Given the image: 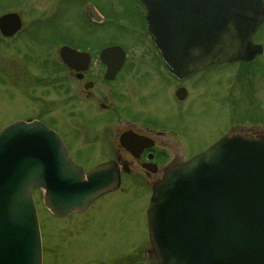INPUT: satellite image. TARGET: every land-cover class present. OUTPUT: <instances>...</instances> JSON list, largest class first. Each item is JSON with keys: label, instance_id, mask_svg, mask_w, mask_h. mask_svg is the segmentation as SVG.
Instances as JSON below:
<instances>
[{"label": "water", "instance_id": "water-1", "mask_svg": "<svg viewBox=\"0 0 264 264\" xmlns=\"http://www.w3.org/2000/svg\"><path fill=\"white\" fill-rule=\"evenodd\" d=\"M154 46L177 77L224 61L252 60L261 0H140ZM94 14V13H93ZM16 13L0 16V33L20 27ZM62 61L79 69L82 55L62 46ZM120 47L100 58L111 79ZM86 63V62H85ZM184 91L177 95L183 98ZM119 185L112 161L88 171L73 163L58 134L37 120L0 130V264H41L31 190L57 216L88 208ZM146 211L150 253L157 264H264V132L226 134L186 162L166 167L152 185ZM47 210V211H48Z\"/></svg>", "mask_w": 264, "mask_h": 264}, {"label": "rangeland", "instance_id": "rangeland-1", "mask_svg": "<svg viewBox=\"0 0 264 264\" xmlns=\"http://www.w3.org/2000/svg\"><path fill=\"white\" fill-rule=\"evenodd\" d=\"M97 1L107 17L102 24L85 17L86 0H0V15L17 12L23 22L16 36L0 35V129L39 114L64 137L70 140L73 135L75 144L83 146L86 131L120 126L95 100L83 98L77 82L64 72L52 77L45 72L44 65L55 59L59 46L73 47L90 39L95 46L119 44L128 51L133 71L124 72L116 89L123 94L119 104L125 105L121 117L134 114L139 125L165 127V133L176 141V157L200 150L221 133L264 132V26L252 40L263 51L251 63L224 62L190 79L183 84L186 100L179 102L172 95L174 83H163L154 67L140 56L152 40L145 24L135 19L138 8L134 0ZM175 108V114L180 113L175 121L185 146L177 129L169 125ZM162 118L168 121L161 125L157 120ZM76 132L82 136H75ZM149 196L142 180L126 179L119 191L97 201L86 214L57 220L34 191L43 264H119L129 259H125L127 254L137 264H151L142 251L149 248L145 229ZM148 256L153 258L149 251Z\"/></svg>", "mask_w": 264, "mask_h": 264}, {"label": "flooded vegetation", "instance_id": "flooded-vegetation-1", "mask_svg": "<svg viewBox=\"0 0 264 264\" xmlns=\"http://www.w3.org/2000/svg\"><path fill=\"white\" fill-rule=\"evenodd\" d=\"M97 0H86L84 6H85V12L84 15L87 19L94 23H103L105 22L106 14L105 12L100 9V5L97 3ZM137 6V12L135 15V19L138 23L145 24L146 26V13L145 10L140 3L139 0H134ZM9 12V11H7ZM6 13V12H5ZM94 13V14H93ZM22 20V19H21ZM108 20V19H107ZM264 26V16L262 19V23L260 24L259 28H262ZM23 28V22L22 26L19 31H17L16 34H14L12 37L16 36L22 31ZM149 34V31H148ZM151 34H149L150 36ZM151 40H152V36ZM92 42L90 39H87L86 41H82L79 44L74 45L72 48L74 50L85 53L88 56V64L86 67L80 69V70H74L69 69L66 65H64L58 54V49H56V57L54 60H50L49 65H44L45 72L50 73L51 77L57 74V72L62 71L67 75V77L71 78L73 81L77 82L79 85V91L83 98L86 100H95L98 104L99 109H102L105 112H108L115 116L117 123L120 126L115 127L114 130H101L98 131H86L84 134V145L81 146V144H75L76 140L73 135L70 136V140L66 137H64L59 131H57L54 127L47 124L44 120L41 119V115L38 114L35 117H26L25 119H36L40 120L41 122L48 125L50 128L54 129L61 137L63 143L66 146L67 152L73 162L80 165L84 172L95 167L96 165L112 161L116 164L117 170L119 172V186L117 189L112 190L111 192H106V194L100 196L97 201L102 200L104 198H107L108 196H111L112 194L116 193L120 190L122 183L124 180L129 179L131 181L142 180L143 184L147 186V189H149V192L151 194V185L161 177L163 170L172 164H177L179 162L185 161L192 157L194 154L206 149V147L210 146L212 143H214L217 139H219L222 135L226 133H221L217 138L210 141L208 144H206L203 148H200V150H195L193 153L187 156L182 157H176L174 152L177 150V144L172 137L167 135L165 127L163 128H148L145 124H138V116H135L134 114H128L127 118L121 117L123 115V109L125 105L119 104V100L122 99L123 94L119 91H117V85L119 78L122 77L124 72L133 71L132 65L130 66V55L128 51L125 49L123 45H120L124 51V61L121 65V68H119L113 75L112 79H105V71H106V65L100 60V52L102 49L108 47V46H114L119 44H112V45H103L102 43L99 46H95V43L93 44L89 43ZM150 48L145 49L144 53H141L140 56L145 58L151 66L154 67V70H156L157 77L161 79V81L168 86H171L173 83L174 88L172 95L174 96L176 101H184L187 97V90L184 87L183 84H185L190 79L208 72L209 70L224 65L217 64L212 65L210 67H207L203 70H199L189 76L179 78L175 74H173L169 68L165 65L164 61L161 59V55H159V52L155 49L153 46V40L151 41ZM98 44V43H97ZM66 45V44H65ZM119 46V47H120ZM69 47V46H68ZM253 61V60H252ZM251 61V62H252ZM79 62L81 60L79 59ZM129 62V63H128ZM138 62V63H142ZM248 62V63H251ZM127 69V71H126ZM32 77V76H31ZM31 77H27V80L34 79ZM36 82L37 80L34 79ZM100 87V88H99ZM179 89H183L184 94L183 98H179L177 95V91ZM167 91V90H166ZM168 92V91H167ZM169 97L171 94L168 92ZM142 101V98L139 99ZM172 100V99H171ZM139 101V103H141ZM108 102V103H106ZM122 102V101H121ZM142 105V104H141ZM176 110V111H175ZM177 109H174V120L172 124H169L173 128L177 129V132L180 134L181 140H183V135L180 126L177 125L175 119H177L180 116V113H176ZM118 121H122L120 124ZM154 121V120H153ZM165 121H168V119L163 120L158 119L157 122H160L161 125L165 123ZM164 126V125H163ZM172 127L170 128V132L174 133L172 130ZM176 132V131H175ZM75 136L79 137L82 136L81 133L76 132ZM68 140L67 142H64ZM73 145H69L70 143ZM184 142V140H183ZM185 146V142H184ZM192 151V150H191ZM99 160H97V159ZM94 161V162H93ZM131 178V179H130ZM38 191L40 194V191L38 189L34 190ZM33 191V192H34ZM97 201H95L90 207L85 209L82 212L77 213H71L64 217H59L57 215H53L50 212V216L60 220L65 218H70L72 216H80L86 214L92 206H94ZM38 225L40 228V238H41V256H42V264H43V242H42V236H41V222L40 218H38ZM145 225H146V218H145ZM147 225L145 226L146 229ZM148 243V241H147ZM149 246V244H148ZM136 246H133V250L136 249ZM138 249V248H137ZM143 253L145 254L147 259H150L151 264H156L155 260L148 256V247L144 248ZM137 253V251L135 252ZM129 258L125 262H122L119 264H137L135 260H133L132 257H130L128 254L125 256V259Z\"/></svg>", "mask_w": 264, "mask_h": 264}]
</instances>
